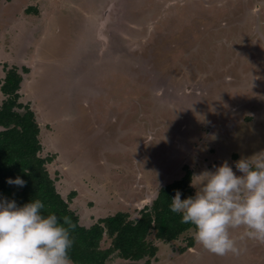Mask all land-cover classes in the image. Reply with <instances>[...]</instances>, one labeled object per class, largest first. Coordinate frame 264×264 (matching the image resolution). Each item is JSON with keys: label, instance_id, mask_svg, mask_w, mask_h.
Wrapping results in <instances>:
<instances>
[{"label": "rangeland", "instance_id": "rangeland-1", "mask_svg": "<svg viewBox=\"0 0 264 264\" xmlns=\"http://www.w3.org/2000/svg\"><path fill=\"white\" fill-rule=\"evenodd\" d=\"M22 55L34 69L21 101L43 156L56 155L58 192H77L82 226L139 219L185 166L198 185L204 170L264 149V0H0V77ZM192 237L151 236L152 263L264 264L251 240L239 255L180 253Z\"/></svg>", "mask_w": 264, "mask_h": 264}, {"label": "trees", "instance_id": "trees-1", "mask_svg": "<svg viewBox=\"0 0 264 264\" xmlns=\"http://www.w3.org/2000/svg\"><path fill=\"white\" fill-rule=\"evenodd\" d=\"M32 11V9L30 10ZM34 12H29V14ZM38 15V12H36ZM4 77H0V196L15 199L24 204L31 199H40L45 204L44 214L55 213L59 217L68 216L75 225L71 229L74 244L70 250L73 264H109L110 258L117 254L124 264H153L157 260L158 246L150 241L164 243L177 241L181 236L193 231L190 225L180 222V215L169 209L175 190L182 191V199L195 193L192 187L193 172L183 168L184 176L161 187L152 204L141 210V217L132 220L127 212H117L99 219L89 227L80 224V217L71 209L77 192L73 191L65 199L57 190L48 165L56 155L43 156L41 128L36 113L29 104H23L22 86L31 68L19 64H3ZM20 176L27 181L24 187L9 185L7 178ZM111 246L104 249L101 243L105 238ZM193 237L187 246L180 248L185 253L195 246Z\"/></svg>", "mask_w": 264, "mask_h": 264}, {"label": "clouds", "instance_id": "clouds-1", "mask_svg": "<svg viewBox=\"0 0 264 264\" xmlns=\"http://www.w3.org/2000/svg\"><path fill=\"white\" fill-rule=\"evenodd\" d=\"M32 65L26 64L31 70ZM213 168L197 175L201 181L192 183L193 195L182 199L176 189L170 211L190 225L196 244L213 254L239 255L246 240L264 244V149ZM6 183L24 187L27 181L17 176ZM45 207L40 199L18 204L0 196V264H73L75 225L68 216L45 215Z\"/></svg>", "mask_w": 264, "mask_h": 264}, {"label": "crops", "instance_id": "crops-1", "mask_svg": "<svg viewBox=\"0 0 264 264\" xmlns=\"http://www.w3.org/2000/svg\"><path fill=\"white\" fill-rule=\"evenodd\" d=\"M18 64L21 65H26V62H18Z\"/></svg>", "mask_w": 264, "mask_h": 264}]
</instances>
